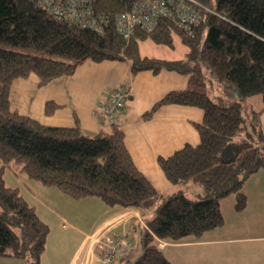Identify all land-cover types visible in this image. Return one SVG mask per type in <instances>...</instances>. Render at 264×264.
Instances as JSON below:
<instances>
[{"label": "trees", "instance_id": "16d2710c", "mask_svg": "<svg viewBox=\"0 0 264 264\" xmlns=\"http://www.w3.org/2000/svg\"><path fill=\"white\" fill-rule=\"evenodd\" d=\"M205 1L213 11L202 12L192 35L162 19L153 31L135 30L124 38L114 19L128 9V0L94 2L95 14L106 16L103 32L57 19L37 0H0V264L1 257L42 264L49 234L35 206L18 187L5 183L6 167L24 171L72 198L94 196L109 206L138 209L142 215L153 210L154 217L143 219L145 226L138 222L141 247L136 246L129 264H173L157 239L176 242L221 225L220 199L230 193L236 210L245 206L244 181L264 167L260 110L247 112L241 105L252 96L264 103V0ZM174 35L187 47L182 58L140 53L145 39L173 47ZM86 59L128 61L132 73L168 69L188 76L186 88L166 92L140 118H151L167 103L202 110L201 120L194 123L198 142L158 156L157 162L172 184L199 183L203 193L194 198L180 189L162 194L137 168L119 119L128 92L118 109L109 110L108 95L99 103L100 127L93 134L82 130L76 114L71 126H59L11 108L14 79L33 74L41 87L57 76L72 74ZM208 83L219 86L223 95L212 98ZM57 106L45 101L44 113L51 114ZM124 234L129 245L108 258H104L107 246L100 245L103 262L113 263L131 247Z\"/></svg>", "mask_w": 264, "mask_h": 264}, {"label": "crops", "instance_id": "0c3cea01", "mask_svg": "<svg viewBox=\"0 0 264 264\" xmlns=\"http://www.w3.org/2000/svg\"><path fill=\"white\" fill-rule=\"evenodd\" d=\"M187 86L188 76L174 70L153 72L145 69L132 73L128 61L86 59L72 74L57 76L41 87L37 86L33 74L14 79L9 100L12 109L45 124L71 126L76 114L82 130L93 134L100 127L99 103L110 89L124 87L129 98L119 119L126 147L137 168L157 191L166 195L174 192L175 186L164 175L157 157L167 156L185 143L198 142L194 123L201 120L202 110L197 106L167 103L160 105L149 119H141L140 115L166 92ZM47 100L58 105L49 115L44 113ZM241 105L247 112L260 110L259 129L264 136V103L260 97L246 98ZM242 189L246 203L241 210L235 209L234 202L222 207L220 199L223 223L198 237L185 236L176 242L163 240L160 248L165 256L173 264H264V167L251 174ZM81 198L73 199L81 201ZM102 205L100 221L94 224L92 231L74 228L78 235L81 233V239L72 250L69 244L73 237L66 235L62 246L57 248L55 264H109L102 261V249L93 241L92 235L110 228L118 233L126 232L130 237L131 230L138 232V222L145 226V214L135 208ZM149 211L151 209L145 213ZM131 247L111 264H129L138 251L137 247ZM16 261L1 258V264H15ZM41 262L46 264L43 254ZM23 263L26 264V260Z\"/></svg>", "mask_w": 264, "mask_h": 264}, {"label": "rangeland", "instance_id": "374dc122", "mask_svg": "<svg viewBox=\"0 0 264 264\" xmlns=\"http://www.w3.org/2000/svg\"><path fill=\"white\" fill-rule=\"evenodd\" d=\"M186 50L187 47L180 41L177 35H174L173 47L156 44L150 39H147L140 44L141 54L159 58H182L185 56ZM207 91L212 98L219 94L223 95V92L219 93V86L215 84L210 85L208 83ZM2 175L7 185L18 187L19 192L31 205L35 206L37 213L49 226V234L47 236L48 241L46 242V249L43 253L46 264L56 263L57 248L62 246V241L66 239V235L73 237L69 244L71 250L74 248L75 244L80 241L81 238L79 236L81 233L78 235V232L75 231L74 228H78L79 231L82 232L92 231L94 224L100 221V206L102 204L106 206L100 199L94 196H87L85 198H81V201H74L76 199L65 195L57 189V187L45 186L38 180L29 178L24 171L14 172L11 168L6 167L3 170ZM174 186V191L180 189L185 193V195L193 198L198 197L201 193H203L202 186L199 183L187 182L184 184H176ZM230 202H234V197L231 193L221 199L222 207H227ZM154 215L155 212L151 210L145 213L144 218L145 220L151 219ZM109 231L110 228H105L104 230L93 234V241L98 246L101 244L105 245L104 236H107ZM129 234L130 244H132V247H141L138 233H134L131 230ZM162 245L163 240L159 242V247ZM8 258L17 260L15 264H25L23 263L25 262L24 259ZM62 259L63 257L61 260ZM2 260V262L5 263L4 259ZM58 260H60V258Z\"/></svg>", "mask_w": 264, "mask_h": 264}, {"label": "built area", "instance_id": "2783aa9c", "mask_svg": "<svg viewBox=\"0 0 264 264\" xmlns=\"http://www.w3.org/2000/svg\"><path fill=\"white\" fill-rule=\"evenodd\" d=\"M96 0H37L39 5L57 19L74 22L82 27H89L103 32L107 20L102 13L96 15ZM128 9L116 14L114 23L117 33L128 38L135 30L153 31L162 19L172 20L179 29L192 35L200 22L202 12H212L205 0H128ZM127 90L124 87L110 89L108 108L118 109L124 105ZM111 111V110H110ZM104 236L107 246L104 258L112 256L119 249L129 245L127 236L110 229ZM158 240V245L161 240Z\"/></svg>", "mask_w": 264, "mask_h": 264}]
</instances>
